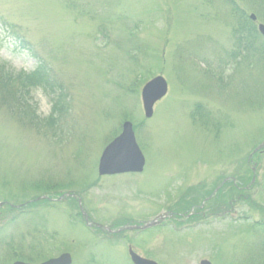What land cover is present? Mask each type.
I'll return each instance as SVG.
<instances>
[{
	"label": "rangeland",
	"instance_id": "374dc122",
	"mask_svg": "<svg viewBox=\"0 0 264 264\" xmlns=\"http://www.w3.org/2000/svg\"><path fill=\"white\" fill-rule=\"evenodd\" d=\"M251 14L264 24V0H0V17L29 39L0 19V264L68 251L74 264L88 251L131 264L127 242L162 264H264V38ZM38 62L51 80L19 75ZM157 75L169 91L146 118L141 89ZM124 122L146 167L98 176ZM255 149L260 170L246 164ZM216 183L220 208L232 203L217 206L223 222L180 236L156 230L113 248L100 230L67 226L81 223L79 200L92 220H150L182 188L193 204ZM50 188L76 197L24 209ZM40 225L60 235L47 240Z\"/></svg>",
	"mask_w": 264,
	"mask_h": 264
},
{
	"label": "water",
	"instance_id": "95a60500",
	"mask_svg": "<svg viewBox=\"0 0 264 264\" xmlns=\"http://www.w3.org/2000/svg\"><path fill=\"white\" fill-rule=\"evenodd\" d=\"M258 28H259V31L264 35V27L260 25ZM163 94H164V83L160 78L153 80L152 82H150L149 84L145 86V88L143 89L142 96H143V103H144V107H145V111L147 115H149L153 103L157 99H159ZM118 142H120L121 144L120 150L123 152L122 154L123 155L125 154L127 156L122 161L120 160L121 162H119V160H113V162L117 164L113 165L112 167L106 168V169L103 168V161L105 162V160L102 159L101 164L99 166V174L119 173L122 171L131 170V168L126 167V165L130 162H133L134 165H138L136 168L137 170L141 169L142 159L140 158V155L138 154V150L134 144L133 137L130 132V126L128 124L124 125V134H122V136L118 139V141L114 142L110 148L115 149L118 146L117 145ZM116 150H119V149L116 148ZM106 162L108 163L109 161L106 160ZM61 261L62 259H59L55 263L60 264Z\"/></svg>",
	"mask_w": 264,
	"mask_h": 264
},
{
	"label": "flooded vegetation",
	"instance_id": "af4514ba",
	"mask_svg": "<svg viewBox=\"0 0 264 264\" xmlns=\"http://www.w3.org/2000/svg\"><path fill=\"white\" fill-rule=\"evenodd\" d=\"M121 228L122 227H131V226H134V221H130V220H126L125 222H123L122 224H120L119 225ZM113 227L111 226V227H109V229H112ZM127 242V241H126ZM131 242V241H130ZM128 247H131L132 249L131 250H133L134 251V247H132V245H130L128 242H127V249L126 250H129L128 249Z\"/></svg>",
	"mask_w": 264,
	"mask_h": 264
},
{
	"label": "trees",
	"instance_id": "16d2710c",
	"mask_svg": "<svg viewBox=\"0 0 264 264\" xmlns=\"http://www.w3.org/2000/svg\"><path fill=\"white\" fill-rule=\"evenodd\" d=\"M5 81V80H4Z\"/></svg>",
	"mask_w": 264,
	"mask_h": 264
}]
</instances>
